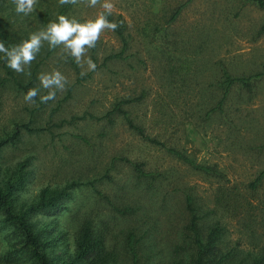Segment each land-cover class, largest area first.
I'll list each match as a JSON object with an SVG mask.
<instances>
[{"label":"rangeland","instance_id":"obj_1","mask_svg":"<svg viewBox=\"0 0 264 264\" xmlns=\"http://www.w3.org/2000/svg\"><path fill=\"white\" fill-rule=\"evenodd\" d=\"M183 1L112 0V16L125 24L126 58L104 60L121 48L108 30L85 57L96 63L95 71L84 64L76 74L72 58L61 59L57 47L38 63L30 83L27 72L20 74L27 90L39 87L42 72L57 69L66 76V90L47 104L39 97L26 103L25 92L11 81L0 85V187L21 174L11 191L12 208L37 202L42 190L48 195L78 184L53 211L29 218L49 233L47 255L70 257L73 235L88 219L107 248L120 247L134 227L143 259L168 264L170 246L188 233L183 189L198 207L202 235L208 222H218L224 227L221 247L234 249L237 258L264 244V178L254 189L247 186L264 168V8L249 0H190L169 22ZM10 6L0 0V14ZM100 11L78 4L67 16L83 22ZM33 13L17 15L15 24L41 30ZM223 72L259 76L248 85L232 83L223 96ZM123 98L137 99L123 108L163 146L141 138L120 116L101 117ZM13 130L18 134L12 138ZM165 147L214 166L219 176L190 168ZM123 159L140 163L155 179H137ZM12 231L0 211V264H33ZM181 245L189 252L192 244L186 239Z\"/></svg>","mask_w":264,"mask_h":264},{"label":"trees","instance_id":"obj_2","mask_svg":"<svg viewBox=\"0 0 264 264\" xmlns=\"http://www.w3.org/2000/svg\"><path fill=\"white\" fill-rule=\"evenodd\" d=\"M47 1L48 0H38L33 13L36 23L38 24L37 28L39 29H42L50 21L56 20L58 15L67 16L73 6H60L57 0H52L49 3ZM189 1L190 0H184L174 7L173 11L170 13L168 21L170 22L174 20L181 8ZM249 1L264 8V0ZM10 5L11 12L7 11L4 14H0V40L5 42L6 47L18 44L22 40L27 39L31 33L36 32V29L34 28H31L30 30L24 29L21 27L22 23L15 24L17 14L14 11V6L11 4V0ZM7 7L8 3L5 9ZM11 14L14 15V18L11 17ZM108 19L109 21L121 24V27L114 31L121 42V48L115 53L106 55L104 60L126 58L127 55L125 54V49L127 48L128 39L125 33V24L119 15L116 17H113L112 15L108 16ZM260 28L264 29V22ZM51 51L52 50H49L47 43H45L36 57L37 61H33L34 63L30 66V69L27 68V71L30 70L31 72L28 81L29 83L34 79L38 63L45 59ZM2 55L3 54H0V57H2ZM70 61L74 72L79 74L77 64L73 60ZM0 67L4 70V75L0 78V85L6 81H11L16 87L22 89L23 92L26 93L28 82L27 84L22 83L21 75L9 69L2 58H0ZM258 76L259 73H255L246 77L233 78L229 74L223 72V96L226 94L232 83L241 82L244 85H248L249 80ZM134 100L137 99L123 98L114 102L111 107L101 115V117L110 120L113 115L120 116L124 119L126 125L134 130L141 138L157 146H163L162 142L158 139L144 134L142 128L135 125L128 117V112L123 106ZM210 110L211 109L207 110L206 115ZM98 118L100 117H96V119ZM22 127L25 128V126ZM26 130L29 131L28 128ZM16 134H18V132L13 130L12 138L16 136ZM165 150L168 154L181 160L196 171L208 174H218L219 176V173H216L214 170V166L198 163L173 147H165ZM123 160L131 166V171L137 179H155L156 174L151 171H145L140 163L129 162L128 159ZM263 178L264 168L256 174L254 179L250 181L247 186L250 189H254ZM19 179H21V174H17L13 181L5 182L2 187H0V211L4 214V221L12 226L13 231L10 234L11 237L19 238L22 243L21 246L28 248L27 256L33 259V264H119L123 259L127 261L128 264H154L149 261V257L143 259L141 253L143 249L139 246L141 234L134 227L125 233L120 247L111 246L110 248H107L103 243L102 234L94 232L92 221L88 219H85L79 225L77 231L73 235V247L70 257L61 259L59 256L47 255L46 248L48 246V241H46V238L49 237V233L43 228L38 229L34 223L29 221V218L35 213L53 211L54 208L60 204L61 200L70 197L72 193L71 191L74 188H77L78 184L66 185L58 191L50 192L48 195H45V190H42L37 202L28 205L24 209L15 211L11 206L10 195L13 188H16L18 185ZM181 193L183 196V209L188 217V233H186V238L183 233L182 236L178 237L177 242L170 246L168 252L172 254V258L167 261L168 264H264V244L261 245L255 254L242 256L240 258L236 257L237 253L234 249H223L220 245V241L223 239L224 227L218 222H208V227L201 229L204 230V235H202L200 227L197 225L200 218L198 207L188 190L183 189ZM120 211L125 213L126 207H122ZM186 239L192 244L189 252H185L184 249L181 248V244H184ZM180 249H183L184 254L180 252Z\"/></svg>","mask_w":264,"mask_h":264},{"label":"clouds","instance_id":"obj_3","mask_svg":"<svg viewBox=\"0 0 264 264\" xmlns=\"http://www.w3.org/2000/svg\"><path fill=\"white\" fill-rule=\"evenodd\" d=\"M57 2L60 6L78 4L89 8L99 6L102 11L83 22L74 17L58 15L56 20L50 21L41 30L31 33L27 39L11 47H6L5 42L0 40V54H3L0 58L9 69L18 74H25L26 68L30 69L41 48L47 43L49 50L61 47V59L67 61L68 58H72L77 66L82 67L86 64L89 71L96 70V63L90 57L87 59L85 57L88 50L96 47L105 30L114 32L121 27V24L108 19L115 10V4L112 0H57ZM37 3L38 0H11L15 13L23 16L32 14ZM26 74L30 76V70ZM83 75L86 73L81 72V76ZM37 79L39 87L28 89L23 96L28 104H35L37 97L40 103L47 104L56 99L57 92L65 91L69 84L66 76L57 69L42 72L38 74ZM41 89L44 90V95L40 94Z\"/></svg>","mask_w":264,"mask_h":264}]
</instances>
